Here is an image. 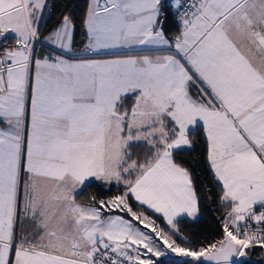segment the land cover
<instances>
[{"label": "snow or ice", "instance_id": "snow-or-ice-1", "mask_svg": "<svg viewBox=\"0 0 264 264\" xmlns=\"http://www.w3.org/2000/svg\"><path fill=\"white\" fill-rule=\"evenodd\" d=\"M49 10L0 0V264L264 261V0H88L79 52ZM195 142L223 211L199 246Z\"/></svg>", "mask_w": 264, "mask_h": 264}, {"label": "trees", "instance_id": "trees-1", "mask_svg": "<svg viewBox=\"0 0 264 264\" xmlns=\"http://www.w3.org/2000/svg\"><path fill=\"white\" fill-rule=\"evenodd\" d=\"M48 3L50 5V10L45 13L44 19L41 22V39L53 31L63 15H70L75 21L71 41L72 47L77 49L83 46L86 40L83 18L87 9L88 0H48ZM167 30L171 36L178 30L177 25L169 23ZM181 159L193 174V179L198 185L202 204L206 208V211L198 221L186 220L180 227L182 233L187 235L194 245L199 246L201 242H210L219 238L220 232L218 228L223 211H216L217 205L207 199L209 190H212L213 200L218 193L213 187L211 176L207 169L204 144L195 142L193 149L189 150V153L185 154ZM122 191V186L113 185L111 191H109L107 186L96 184L86 189L79 199L81 201H87L95 196L97 199L107 200L115 195L121 194ZM250 259L251 264H264L260 259L259 252L251 256Z\"/></svg>", "mask_w": 264, "mask_h": 264}, {"label": "crops", "instance_id": "crops-1", "mask_svg": "<svg viewBox=\"0 0 264 264\" xmlns=\"http://www.w3.org/2000/svg\"><path fill=\"white\" fill-rule=\"evenodd\" d=\"M85 29V28H84ZM51 33V32H50ZM85 34H86V30H85ZM49 35V34H48ZM47 35V36H48ZM43 40V39H42ZM87 43V37H86V40H85V43H84V45ZM84 45L83 46H81L80 48H77V49H75L74 47H72L73 48V50L75 51V52H79V51H82L83 50V48H84ZM71 46H72V43H71ZM35 48H36V54L38 55V56H40V57H43L44 55H50L51 53H52V51H53V49H52V46L51 45H49V44H47V43H45V44H43V45H41V44H37L36 46H35ZM55 51H59L58 49L57 50H55Z\"/></svg>", "mask_w": 264, "mask_h": 264}, {"label": "rangeland", "instance_id": "rangeland-1", "mask_svg": "<svg viewBox=\"0 0 264 264\" xmlns=\"http://www.w3.org/2000/svg\"><path fill=\"white\" fill-rule=\"evenodd\" d=\"M263 263H264V261H263Z\"/></svg>", "mask_w": 264, "mask_h": 264}]
</instances>
